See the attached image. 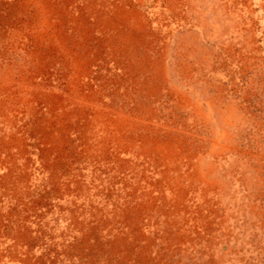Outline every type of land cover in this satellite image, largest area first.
I'll return each mask as SVG.
<instances>
[{"label": "rangeland", "instance_id": "374dc122", "mask_svg": "<svg viewBox=\"0 0 264 264\" xmlns=\"http://www.w3.org/2000/svg\"><path fill=\"white\" fill-rule=\"evenodd\" d=\"M0 264H264V0H0Z\"/></svg>", "mask_w": 264, "mask_h": 264}]
</instances>
